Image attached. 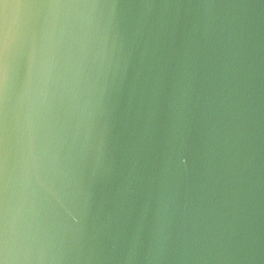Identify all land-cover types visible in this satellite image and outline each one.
<instances>
[{"label":"water","instance_id":"obj_1","mask_svg":"<svg viewBox=\"0 0 264 264\" xmlns=\"http://www.w3.org/2000/svg\"><path fill=\"white\" fill-rule=\"evenodd\" d=\"M9 8L6 264H264V0Z\"/></svg>","mask_w":264,"mask_h":264},{"label":"snow or ice","instance_id":"obj_2","mask_svg":"<svg viewBox=\"0 0 264 264\" xmlns=\"http://www.w3.org/2000/svg\"><path fill=\"white\" fill-rule=\"evenodd\" d=\"M37 6L34 0H0V214L3 209V176L6 163L4 142L3 99L5 84V59L7 51V12L9 8ZM3 224L0 222V264H6L2 246Z\"/></svg>","mask_w":264,"mask_h":264}]
</instances>
